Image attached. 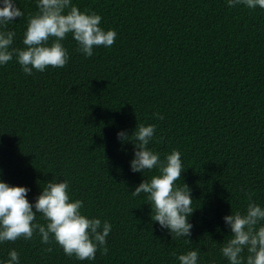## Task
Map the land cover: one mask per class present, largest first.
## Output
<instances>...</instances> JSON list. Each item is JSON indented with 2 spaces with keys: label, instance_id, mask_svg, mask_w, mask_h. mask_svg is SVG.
Instances as JSON below:
<instances>
[{
  "label": "trees",
  "instance_id": "trees-1",
  "mask_svg": "<svg viewBox=\"0 0 264 264\" xmlns=\"http://www.w3.org/2000/svg\"><path fill=\"white\" fill-rule=\"evenodd\" d=\"M15 3L23 17L0 26L15 33L10 49L26 47L27 19L38 11L37 0ZM72 4L100 15L116 40L87 57L69 33L63 68L26 75L15 55L0 65V180L29 188L33 204L47 181L68 180L82 214L111 224L108 253L81 261L36 232L0 242V264L13 249L20 264H179L191 250L197 264H229L221 253L231 233L223 217L245 213L247 193L264 207V9L228 0ZM139 124L155 125L148 147L161 160L181 154L175 183L186 184L193 199L190 240L172 238L151 219L147 194L132 195L159 174L131 171L134 145L117 133L130 135ZM36 222L46 225L40 214Z\"/></svg>",
  "mask_w": 264,
  "mask_h": 264
},
{
  "label": "clouds",
  "instance_id": "clouds-1",
  "mask_svg": "<svg viewBox=\"0 0 264 264\" xmlns=\"http://www.w3.org/2000/svg\"><path fill=\"white\" fill-rule=\"evenodd\" d=\"M238 4L250 9H264V0H228L230 7ZM37 8V13L27 19L23 38L26 47L10 49L15 33L0 31V65L11 61L15 55L26 75H32L34 69L43 72L49 66L63 68L69 56L62 41L69 33L78 43V51L87 57L93 55L94 46L111 47L116 40L114 30L105 31L100 27V15L81 12L72 0H37ZM23 15L15 0H0V26L6 28L8 22ZM153 116L163 119L159 113H153ZM154 133L155 125L151 124L137 125L130 135L125 131L117 133L122 142L131 141L134 145V157L130 161L132 172L144 173L154 168L159 172L150 180H142L132 195L147 194L151 219L167 229L172 238L189 239L193 228L189 217L195 208L189 187L186 184L178 187L175 183L181 179L184 170L181 154L173 150L161 160L159 154L148 147ZM68 189V180H49L33 204L27 199L29 188L0 180V242H15L21 237L30 240L38 232L42 243L51 244L54 239L69 257L91 261L98 250L107 255L106 237L111 224L83 215V201L72 200ZM252 195L247 193L245 213L231 210V214L223 217L231 233L221 247V253L229 264H264V225L260 223L264 221V207L253 201ZM37 214L42 215L46 225L36 222ZM245 250L246 257L243 255ZM177 259L179 264H197L198 251L180 254ZM6 264H20L15 249L9 252Z\"/></svg>",
  "mask_w": 264,
  "mask_h": 264
}]
</instances>
